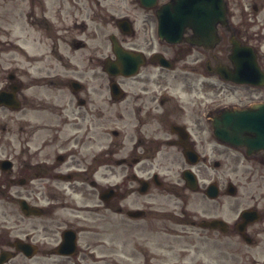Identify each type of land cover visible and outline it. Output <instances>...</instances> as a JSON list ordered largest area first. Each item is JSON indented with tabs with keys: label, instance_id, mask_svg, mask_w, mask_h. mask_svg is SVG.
I'll list each match as a JSON object with an SVG mask.
<instances>
[{
	"label": "flooded vegetation",
	"instance_id": "af4514ba",
	"mask_svg": "<svg viewBox=\"0 0 264 264\" xmlns=\"http://www.w3.org/2000/svg\"><path fill=\"white\" fill-rule=\"evenodd\" d=\"M168 1L0 0V264H264V150L213 121L264 104L263 3L197 45Z\"/></svg>",
	"mask_w": 264,
	"mask_h": 264
},
{
	"label": "water",
	"instance_id": "95a60500",
	"mask_svg": "<svg viewBox=\"0 0 264 264\" xmlns=\"http://www.w3.org/2000/svg\"><path fill=\"white\" fill-rule=\"evenodd\" d=\"M174 12V15H169V23L165 16H163L166 11ZM195 12L197 19L210 21V24L206 23V26L213 27L219 21H224L225 15V5L222 0H173L169 4L164 5L162 10H160L159 15V27L168 28L171 27H183V15H192ZM180 34V32L178 33ZM174 37L176 34L166 31L161 33L163 37ZM258 107V106H256ZM254 108L253 110L243 111L238 114L237 125L235 128L238 130L239 134L246 133L248 138L246 140H238L237 145H244L245 147H251V139H264V117L260 118L256 122H249L251 118L259 115L263 111V107ZM235 114V113H234ZM234 115H228L227 120L232 118ZM247 119V122L245 121ZM229 131H227L228 133ZM226 141L230 142L229 139ZM260 149L264 148V144L258 146Z\"/></svg>",
	"mask_w": 264,
	"mask_h": 264
},
{
	"label": "rangeland",
	"instance_id": "374dc122",
	"mask_svg": "<svg viewBox=\"0 0 264 264\" xmlns=\"http://www.w3.org/2000/svg\"><path fill=\"white\" fill-rule=\"evenodd\" d=\"M237 2V0H235ZM241 2L243 3L244 0H241ZM245 7V6H244ZM234 9H237V10H240V5L237 3L236 6L233 7ZM230 166H231V169H230ZM221 174H222V186L225 187L227 182L230 181L232 182L233 184H235L238 189H239V192L241 191L242 192V188H246V185H245V179L244 178H236L234 176V174L232 173V164H231V160L230 158H227V157H224L222 158V168H221ZM226 198H223V202ZM223 208H227V206L223 207ZM237 249H241V250H244L246 249L245 248V245L244 244H237ZM99 260V263L98 264H107L106 263V259H98ZM133 262V261H131ZM126 263L127 264H130V260L129 259H126Z\"/></svg>",
	"mask_w": 264,
	"mask_h": 264
}]
</instances>
